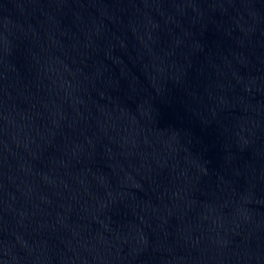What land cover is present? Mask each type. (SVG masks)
Masks as SVG:
<instances>
[{
    "label": "water",
    "instance_id": "95a60500",
    "mask_svg": "<svg viewBox=\"0 0 264 264\" xmlns=\"http://www.w3.org/2000/svg\"><path fill=\"white\" fill-rule=\"evenodd\" d=\"M0 264H264V0H0Z\"/></svg>",
    "mask_w": 264,
    "mask_h": 264
}]
</instances>
